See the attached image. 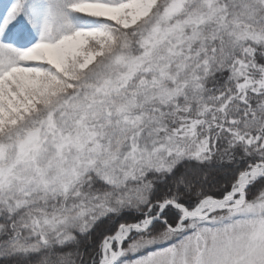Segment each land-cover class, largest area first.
I'll return each mask as SVG.
<instances>
[{
  "label": "snow or ice",
  "instance_id": "obj_1",
  "mask_svg": "<svg viewBox=\"0 0 264 264\" xmlns=\"http://www.w3.org/2000/svg\"><path fill=\"white\" fill-rule=\"evenodd\" d=\"M0 264H264V0H10Z\"/></svg>",
  "mask_w": 264,
  "mask_h": 264
},
{
  "label": "rangeland",
  "instance_id": "obj_2",
  "mask_svg": "<svg viewBox=\"0 0 264 264\" xmlns=\"http://www.w3.org/2000/svg\"><path fill=\"white\" fill-rule=\"evenodd\" d=\"M9 2L10 0H0V11H2L3 5Z\"/></svg>",
  "mask_w": 264,
  "mask_h": 264
}]
</instances>
